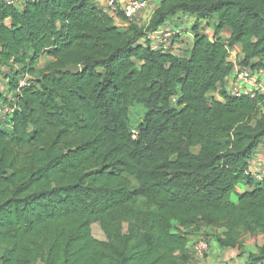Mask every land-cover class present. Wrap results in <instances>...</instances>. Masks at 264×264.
<instances>
[{
  "label": "trees",
  "instance_id": "16d2710c",
  "mask_svg": "<svg viewBox=\"0 0 264 264\" xmlns=\"http://www.w3.org/2000/svg\"><path fill=\"white\" fill-rule=\"evenodd\" d=\"M168 26L193 47L152 46L147 35ZM238 46L242 67L264 68V0H165L126 28L94 0L0 1V66L19 68L17 110L0 128V264H185L201 226L225 228L231 247L241 231L264 234V188L248 175L264 98L222 90ZM43 56L53 61L38 70ZM219 89L224 103L210 97ZM241 182L253 190L235 204ZM250 260L264 262V246Z\"/></svg>",
  "mask_w": 264,
  "mask_h": 264
},
{
  "label": "crops",
  "instance_id": "0c3cea01",
  "mask_svg": "<svg viewBox=\"0 0 264 264\" xmlns=\"http://www.w3.org/2000/svg\"><path fill=\"white\" fill-rule=\"evenodd\" d=\"M22 1L24 2V4H27L29 2H32L33 0H22ZM129 1L131 0H118V3L122 8ZM164 1L165 0H154L153 4L148 9L138 14L135 24L138 25L139 27L147 26L155 11L160 7V5ZM94 4L97 8L107 13L108 0H94ZM115 22L118 26L123 28L129 26L127 22L123 20V18ZM170 22L179 23V24L181 23L188 28H192L195 25V18L189 15H178L172 20H170ZM7 25H10L9 21H7ZM205 26L206 24L202 25L203 28L200 31L203 32L204 35L212 39L214 35V31L211 29V27L205 28ZM229 35L230 33L227 31L224 33V36L226 38ZM147 37L149 38L151 45L156 46L157 38L154 35H152V33L148 34ZM194 39H195L194 34L185 36L182 39H177V40L174 39L173 40L174 50L184 49L186 48V46L193 47ZM141 42L144 43V40H142ZM158 45L161 47L162 43ZM243 58L244 56L242 54L241 48L240 46H238L233 48L232 55L230 56L229 61L233 65V63L234 64L241 63L243 61ZM51 61H53L52 58L48 56H43L37 66V69L43 70L46 67V65ZM13 70L15 72L19 70V68L0 66V104L2 102H10L11 100H13L15 96V90L12 88V84H11V76ZM231 82H232V74L227 78L225 82V86L223 87L222 90L227 91L229 89V86L231 85ZM220 92L221 89H219L217 92L212 93L210 97L213 100H217L224 103V100L221 97ZM4 123L5 121L0 120V125ZM196 150L199 151V148H196ZM263 165H264V140L260 142L256 151L253 154V157L250 162L249 171L255 172ZM256 182L260 184L261 188H264V183H261L259 181ZM252 190L253 189L246 182L239 183L238 186L236 187V194L232 197V201L235 204H238L239 196L244 193L250 192ZM225 233H226L225 228H219L213 226H201L198 231L193 232V234H191L189 237L190 243L187 248L188 260L186 261L185 264H264V262L254 263L250 260L251 254H256L258 250L264 246V238H260L259 236H256L254 243L251 247H245L244 245L242 246L236 245L231 247V246H224L219 242L220 238L225 237ZM202 239H206L208 241L210 246V253L205 258L195 257L192 253L193 245Z\"/></svg>",
  "mask_w": 264,
  "mask_h": 264
},
{
  "label": "built area",
  "instance_id": "2783aa9c",
  "mask_svg": "<svg viewBox=\"0 0 264 264\" xmlns=\"http://www.w3.org/2000/svg\"><path fill=\"white\" fill-rule=\"evenodd\" d=\"M8 7H14L17 9L24 8V2L22 0H0ZM154 0H131L124 7H120L118 0H108L107 14L115 21L121 19V15L124 17V21L127 24L135 23L138 14L148 9ZM156 39V48L161 49L163 52L170 53L174 50L173 40L174 37L179 39L185 36L192 35L190 31L185 28H171L170 26L161 28L157 32L152 33ZM213 39V38H212ZM162 43L161 47L158 45ZM228 45L227 43H225ZM188 46H186L187 48ZM232 49L229 50V58L232 55ZM232 82L229 89L225 91L228 96L232 98H250L257 99L259 97L264 98V68L253 70L252 68L242 67L240 63H233ZM29 77L26 76L20 80L19 90L30 85ZM15 99L11 102H2L0 104V120L7 121L9 124L11 118L16 113ZM9 119V120H7ZM132 135L134 139H137L139 135L138 128H132ZM251 179L264 183V165L255 172L248 173ZM192 253L195 257L205 258L210 253V246L206 239H202L193 245Z\"/></svg>",
  "mask_w": 264,
  "mask_h": 264
},
{
  "label": "rangeland",
  "instance_id": "374dc122",
  "mask_svg": "<svg viewBox=\"0 0 264 264\" xmlns=\"http://www.w3.org/2000/svg\"><path fill=\"white\" fill-rule=\"evenodd\" d=\"M144 114H145V109L142 106H136V107L131 109L130 124H131L132 128H138L141 125V123L143 122V119H144ZM262 114H264V110H262ZM0 127L6 128V125L1 124ZM194 152L197 153L198 150L195 149ZM124 228H125V231H127L129 228V225L125 224ZM257 236H259L260 238H264V235H261V234H259ZM255 237L256 236H251L245 231H241L236 236V243H237V245H241V246L244 245L245 247H251L254 243ZM1 254H2V252H0V255Z\"/></svg>",
  "mask_w": 264,
  "mask_h": 264
},
{
  "label": "water",
  "instance_id": "95a60500",
  "mask_svg": "<svg viewBox=\"0 0 264 264\" xmlns=\"http://www.w3.org/2000/svg\"><path fill=\"white\" fill-rule=\"evenodd\" d=\"M63 71L65 73H71L73 75H77L80 73L81 69L79 66H69V67H66Z\"/></svg>",
  "mask_w": 264,
  "mask_h": 264
}]
</instances>
